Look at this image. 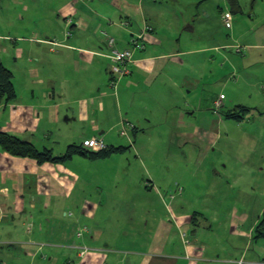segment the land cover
Listing matches in <instances>:
<instances>
[{"label":"crops","instance_id":"obj_1","mask_svg":"<svg viewBox=\"0 0 264 264\" xmlns=\"http://www.w3.org/2000/svg\"><path fill=\"white\" fill-rule=\"evenodd\" d=\"M207 1L0 0V63L12 73L16 93L15 100L0 103V133L61 155L67 146L94 138L123 149L106 159L74 156L58 164H39L0 149V264H264V244L253 240L264 209V167L251 164L249 152H241L228 128L229 120L242 124L255 118L264 124V72L252 84L245 79L249 73L240 70L241 83L255 89L257 103L226 105L224 91L235 79L216 66V56L229 58L231 68V56L238 54L219 30L211 29L205 39L197 32L199 18L210 17L201 10ZM221 14L219 9V21ZM144 26L152 28L145 48L133 53L130 74L114 95L102 33L124 50ZM239 34L240 46L248 47L238 55L240 63L264 71V33ZM188 56L197 57L193 68L209 65L217 73L208 76L210 84L200 88L203 74L194 79L186 70L178 74L190 63ZM196 89L204 92L199 99ZM220 95L224 100L216 116L214 102ZM118 98L133 111L128 121L134 133L142 130L138 153L127 154V146L117 145V126L125 122ZM237 106L249 110L246 117L226 118ZM156 114L162 121L152 119ZM141 123L165 124L170 134L144 139L152 134L140 129ZM236 141L240 148L229 156L228 147ZM59 142L63 145L57 148ZM156 143L183 151L182 174L172 182L167 158L160 160L157 174L152 172L155 159L143 146ZM236 166L251 169L243 179L248 186L238 191L258 193L263 198L259 206L244 196L229 201L227 189L236 178L220 177L238 171ZM219 167L225 171L218 172ZM187 168L192 176L183 179ZM198 186L204 192L193 204ZM170 190H177L171 197L179 200L167 206ZM148 193L158 195V201L140 202V195ZM82 248L89 252L81 256Z\"/></svg>","mask_w":264,"mask_h":264},{"label":"rangeland","instance_id":"obj_2","mask_svg":"<svg viewBox=\"0 0 264 264\" xmlns=\"http://www.w3.org/2000/svg\"><path fill=\"white\" fill-rule=\"evenodd\" d=\"M239 1V5H240V13H233L230 11V8L228 7L226 0H208L207 2H203L202 8L201 10H206L209 14L210 17H206V15L201 18H199L198 22L195 23L197 32L202 33V35H204V39L206 37H208V35L212 30H219V32L221 33L220 37H222V39L225 41V39H229V45L233 48V47H238L241 45L242 42V37L240 36V32H255L256 34H260V33H264V28H262L263 24H264V1L260 2V0H256L255 2H253L254 0H238ZM187 4V3H186ZM164 5V4H162ZM188 9V7H186V10ZM219 9H222V13L223 12H231V16H232V24H231V29L227 30L224 28V26L221 24V18L219 21L218 18V11ZM222 15V14H221ZM238 24H237V23ZM200 25H202V27H200ZM259 26V28H258ZM258 28V30H257ZM233 30V32H232ZM206 36V37H205ZM227 44V42H224ZM220 45L223 44V42H219ZM244 51L242 54H245L247 51L248 47H243ZM229 49L226 50V52H228ZM242 54H238V55H242ZM238 55H233L231 56L232 58H235L234 62H233V66L230 68V62H229V58L224 59L222 57L216 56V63H217V67L224 71L227 72L229 70V72L231 73V75H229V78L231 79H235V81L232 80L233 83L228 84L227 89H225L224 94L226 95V100L225 103L226 105L228 104H232V106L238 105L240 103V105L242 106H252L253 103H257V101L259 100V98L254 96V88L251 87H244V84L241 83V80L239 79L241 75V71L240 70H246V72L249 73L248 78L245 79H250V81H252V84L256 82V77H258V75L260 73H263V68L259 67V66H255V67H250V68H245L242 63H240V59L242 58V56H238ZM237 57V58H236ZM187 61H189L190 63H188L185 67H181L179 69L178 74L181 73H186L188 72H192V76L191 78L194 79L196 75H206V77L203 79V83H201L200 88L202 87V85H204L206 82H208L209 84L211 83L210 79L208 76H210V74L213 75H217V73L214 70H211V66L209 65H201V69H195L193 68L192 65H196L197 62H195L194 60L197 59L196 56H188L187 58H185ZM192 59V60H191ZM109 65L110 60L108 61ZM215 63V64H216ZM192 64V65H191ZM197 66V65H196ZM205 67V68H204ZM221 71V72H222ZM220 72V73H221ZM220 75V74H219ZM209 80V81H208ZM126 81V79H123L121 81L122 84ZM119 87V85H118ZM256 88H259L258 85L256 86ZM198 91V89L195 90V95L196 99H199L201 97L202 94H204V92L201 90H199L198 94L196 93ZM174 93V91L171 92V95ZM249 93H252L251 95H253L252 97H249ZM188 95H186L187 98ZM189 97V96H188ZM164 99V98H163ZM171 101H174V97L172 96V98H170ZM176 99V98H175ZM183 98L180 99L181 102ZM119 100V98H118ZM191 105L195 104V98H190L186 99ZM120 101V100H119ZM118 105V103H117ZM120 105L122 107V112H120V117H122V119H124L125 123H130L129 121V114L133 113L132 110L129 109V107L122 102V100L120 101ZM195 105H198V103H196ZM142 110V109H141ZM148 111L151 112V109H149ZM214 112H215V108H214ZM246 117V115L249 113L248 111H243L242 112ZM219 113H214V115H218ZM154 117H157L158 121H162V116L159 114H156L155 116H152V119L155 120ZM129 120V121H128ZM133 121V120H132ZM252 123H248V121H246L245 123L242 124H237L235 122H233L232 120H229V124L230 126L228 128H230V133L234 135V137L237 139H239L240 142V146H239V142H235L232 146L228 147V151H229V156H231V154H234L237 152V150L240 148L241 152L244 151H248L249 152V156H250V161L251 164L254 166H258L261 165V167H264L263 164V159H262V152L264 153V124H260V126L258 125V123L255 122V118L252 119ZM62 127V126H61ZM118 128L116 129V133L118 134L119 137L116 138L117 140V145L119 144L120 146H127L128 148L125 150L127 154H132V153H138L139 152V148L140 146V137L142 134V130H139L137 134L134 133L133 129H127V128H123L121 129L120 124H118L117 126ZM140 129H143L145 131H147L149 134H152L149 137H144V139L148 138V139H154V138H159V137H164L167 134H170V131L168 129V127L164 124V125H157L155 127H148L146 124L141 123L139 125ZM122 131H127V135L123 136L120 135V132ZM249 136H252L254 139H252V137L249 138ZM135 137V139L133 138ZM244 137H246L247 142H244ZM250 139V140H249ZM254 141L255 143H253V145H251L249 142ZM136 143L134 146L133 144ZM151 143V142H150ZM62 143L59 142L56 147L60 148L62 147ZM83 146V145H82ZM68 147V146H67ZM145 151L147 152V154L153 156V158L155 159V162L153 163V168H154V175L157 174L158 172V165L160 164V160L162 158H167V162L164 164L165 167H167L170 170V175H169V179L172 182L174 179H176L178 176H180L182 174V168L183 166L181 165V158L183 155V151H180L178 146L176 145H170L169 143L167 144H162V143H156V144H151V146L149 145H145L143 146ZM216 149L218 148V146L215 147ZM52 157H63V155L61 154H57V151L55 150V152H51L50 153ZM177 154V156H169V155H175ZM187 155H190V153L186 152ZM261 155V156H259ZM223 165V164H220ZM114 165L109 164L108 167H113ZM235 172H230L229 169H227L228 174L225 177H220L221 180L223 181L225 178L227 180H229L230 182L233 181L234 178H236V184H234L232 186L231 189H227V197L228 199H230L229 201H233L235 199H237L239 196H244L246 200H251L253 203H256L258 206L260 205V202L263 201V198L260 197L258 195V193H251V192H247V193H240L238 190L239 188H245L248 186V180H243V179H247L248 175L250 174V168L249 167H240V166H236L234 168ZM220 171H225L222 168L219 167L218 172ZM151 172V173H152ZM166 173V172H165ZM192 169L187 168L186 169V173L183 177V179H187L190 176H192ZM241 176L242 180H239L238 177ZM130 188V187H129ZM261 188L264 189V184L261 185ZM177 190H181L182 189L179 187L177 188ZM176 190V191H177ZM124 191L127 193V191L124 188ZM131 191V189H130ZM176 191H172L170 190L169 193H167V196H170L166 199L165 203L167 206H171L173 201L171 196L174 195V192ZM195 193L193 195V197L191 198L190 202L193 204L197 203V199L200 198L201 194L204 192L202 190L201 186H198V189L195 188ZM152 193H148V194H144V195H140L139 201L143 202V203H148V201H158V195H152ZM219 196V195H218ZM224 196H221L220 198H222ZM173 200V201H171ZM179 200V199H177ZM176 200V201H177ZM186 200V199H185ZM261 208H264V203L261 204ZM245 211V210H243ZM248 212V215H252L253 210H246ZM139 212H142V210H139ZM159 213H161V210L157 211ZM254 213V212H253ZM129 227V226H127ZM126 227V228H127ZM214 232H218V229L215 228ZM255 241V240H254ZM258 243H263L264 244V239H259L256 240ZM36 260H39V258H36ZM6 261V260H5ZM16 264H19L18 262H16ZM22 264V263H21ZM41 264V263H40ZM42 264H49L48 261H44Z\"/></svg>","mask_w":264,"mask_h":264},{"label":"trees","instance_id":"obj_3","mask_svg":"<svg viewBox=\"0 0 264 264\" xmlns=\"http://www.w3.org/2000/svg\"><path fill=\"white\" fill-rule=\"evenodd\" d=\"M226 3L232 14L241 12L238 0H226ZM120 80L114 79L113 81V76L109 72L108 85L113 91L114 95L116 94L117 85ZM113 83H115V85H113ZM15 98L16 93L12 83V73L0 63V103H10L11 101L15 100ZM233 111L234 112H229V114L226 115V118L236 120L243 119L244 114L242 112L249 110L245 107L237 106ZM0 149L14 157L34 159L39 164L46 162L52 164L63 163L74 156H83L90 160L106 159L112 154L123 151L122 148L106 147L104 150L94 152L85 149L82 145H71L68 146L66 152L63 154V157H52L50 154L51 151H39L29 143L23 142L14 136L4 133H0ZM259 239H264V209L253 233V240Z\"/></svg>","mask_w":264,"mask_h":264},{"label":"built area","instance_id":"obj_4","mask_svg":"<svg viewBox=\"0 0 264 264\" xmlns=\"http://www.w3.org/2000/svg\"><path fill=\"white\" fill-rule=\"evenodd\" d=\"M231 12H223L221 15V24L224 26L225 29H231L232 24V16ZM152 28L149 26H144L142 32L137 35L131 36L128 41V48L124 50H120L116 47L115 39L111 36H107L105 33L102 35L105 37L106 40V48L107 53L103 56L110 60V73L114 79L120 80L122 77L127 76L130 74L129 72V65L132 62V55L134 52L143 51L145 48V41L149 32H151ZM233 52L236 54H242L244 48L242 46L233 47ZM115 85V83H113ZM224 96L220 95L218 99L214 102L215 112H219L223 105ZM121 129H133L132 124L125 123L123 121L120 122ZM120 135L126 136L127 131L120 132ZM83 147L87 150L98 152L101 150L106 149V145L102 139H90L83 142ZM172 198V197H171ZM185 233L181 234V237L185 238ZM89 252V249L82 248L80 255L83 256ZM242 262H238L237 264H241Z\"/></svg>","mask_w":264,"mask_h":264}]
</instances>
